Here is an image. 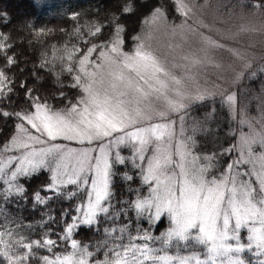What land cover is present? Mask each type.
<instances>
[{
  "label": "snow or ice",
  "instance_id": "obj_1",
  "mask_svg": "<svg viewBox=\"0 0 264 264\" xmlns=\"http://www.w3.org/2000/svg\"><path fill=\"white\" fill-rule=\"evenodd\" d=\"M114 2L60 42L0 12V264H264V88H241L264 50L230 47L210 0ZM222 14L264 35V0Z\"/></svg>",
  "mask_w": 264,
  "mask_h": 264
},
{
  "label": "trees",
  "instance_id": "obj_2",
  "mask_svg": "<svg viewBox=\"0 0 264 264\" xmlns=\"http://www.w3.org/2000/svg\"><path fill=\"white\" fill-rule=\"evenodd\" d=\"M158 2L169 6V10L171 11L170 0H158ZM227 2L232 3L233 0H227ZM42 3L44 5L42 8H34L33 0H0V12H7L9 16L13 18V23L10 24L7 29H4V31H13V35H17V32L14 30L22 28V21L32 19L38 27L50 28L54 31L56 39L50 42H60L64 39V36L59 32V29H71L74 23L67 18L69 13L81 12L91 15L98 7L111 11L116 6L114 0H42ZM155 3H157V0H150L148 7H152ZM137 24L138 20L136 17L127 19L130 32L136 29ZM28 35V32L24 31L22 35H20V39H27ZM37 47H39V45H37ZM25 48H27V45H25ZM27 50L31 52L30 48H27ZM32 58L35 59L34 56ZM241 88L252 95H256L257 89L264 88V80L255 81L251 84L245 81L241 84ZM224 119V115L219 116L221 124H223ZM7 131L8 130H5V134H7ZM206 143L208 147L205 148V151H208L211 149L212 144L210 141H206ZM46 182V174L35 177L31 181L29 192L38 189ZM62 206V202L58 199H54L50 203V207L56 209L57 218H59V211ZM31 207V201H29L27 205H21V210L22 215L30 218L35 227L40 220V216L43 215V212L39 208L37 211L33 212L31 211ZM78 238L83 241L95 239V237L87 231H81Z\"/></svg>",
  "mask_w": 264,
  "mask_h": 264
},
{
  "label": "rangeland",
  "instance_id": "obj_3",
  "mask_svg": "<svg viewBox=\"0 0 264 264\" xmlns=\"http://www.w3.org/2000/svg\"><path fill=\"white\" fill-rule=\"evenodd\" d=\"M243 2V0H241ZM212 4L211 9L208 12V20L212 24L214 30H216L220 35L228 36L229 37V46L235 47L239 46L241 48L247 46H255L258 50H264V35L260 34H253V35H233L236 30V23L237 20L233 19L231 23L227 21V17L222 14V8L224 5L228 4L227 0H210ZM217 20L221 21L225 25V29H220L216 27ZM259 23V21H257ZM224 63H227V58L225 57ZM216 70H210L209 75H215Z\"/></svg>",
  "mask_w": 264,
  "mask_h": 264
}]
</instances>
